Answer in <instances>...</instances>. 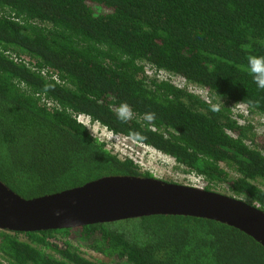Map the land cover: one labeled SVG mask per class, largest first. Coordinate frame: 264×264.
<instances>
[{
    "label": "trees",
    "instance_id": "1",
    "mask_svg": "<svg viewBox=\"0 0 264 264\" xmlns=\"http://www.w3.org/2000/svg\"><path fill=\"white\" fill-rule=\"evenodd\" d=\"M250 56H264V0H0V183L33 200L152 177L85 117L264 214V132L251 120H264V89ZM0 264H264V247L215 220L149 215L0 230Z\"/></svg>",
    "mask_w": 264,
    "mask_h": 264
},
{
    "label": "water",
    "instance_id": "2",
    "mask_svg": "<svg viewBox=\"0 0 264 264\" xmlns=\"http://www.w3.org/2000/svg\"><path fill=\"white\" fill-rule=\"evenodd\" d=\"M149 215L218 221L264 247V214L239 199L153 178L106 177L82 187L24 200L0 183V230L68 229Z\"/></svg>",
    "mask_w": 264,
    "mask_h": 264
},
{
    "label": "rangeland",
    "instance_id": "3",
    "mask_svg": "<svg viewBox=\"0 0 264 264\" xmlns=\"http://www.w3.org/2000/svg\"><path fill=\"white\" fill-rule=\"evenodd\" d=\"M159 77L161 79H168L164 74L159 75ZM169 80L178 87L185 86L184 81L180 79L170 78ZM188 89L202 97H207V95L201 90L194 89L192 87H188ZM239 114L246 115V113H243L242 111ZM251 120L258 132H264V120L256 116H252ZM78 121L84 124L94 137L103 142L108 151L112 152L113 154H117L119 158L130 156L133 159L140 161V163L143 165V171L149 172L154 179L156 178L157 180L168 183H175L194 188L204 187L203 181H201L199 178L182 174L180 167H178V165L172 161L171 158L163 156L156 151H152L151 149L136 146L127 139L113 136L98 124H91L85 117H79ZM217 194L227 196L226 194L222 193V191Z\"/></svg>",
    "mask_w": 264,
    "mask_h": 264
},
{
    "label": "clouds",
    "instance_id": "4",
    "mask_svg": "<svg viewBox=\"0 0 264 264\" xmlns=\"http://www.w3.org/2000/svg\"><path fill=\"white\" fill-rule=\"evenodd\" d=\"M248 68H249V72L251 73L253 80L257 84V86L261 89H264V56H250L248 59ZM125 110H127V106H125ZM152 118L153 117L151 115L148 117V119H150V120ZM143 172H147V171H143ZM151 178H153V177H151ZM163 182H165V181H163ZM165 183H168V182H165ZM171 184H175V183H171ZM202 190H203V188H202Z\"/></svg>",
    "mask_w": 264,
    "mask_h": 264
},
{
    "label": "built area",
    "instance_id": "5",
    "mask_svg": "<svg viewBox=\"0 0 264 264\" xmlns=\"http://www.w3.org/2000/svg\"><path fill=\"white\" fill-rule=\"evenodd\" d=\"M135 160V159H134ZM172 161H173V159H171ZM136 162H138L139 163V165L143 168V165H142V163H140V161H137V160H135ZM144 170V169H143ZM142 170V171H143ZM194 177V176H193ZM196 178V177H195ZM198 189H202L201 187L200 188H198Z\"/></svg>",
    "mask_w": 264,
    "mask_h": 264
}]
</instances>
